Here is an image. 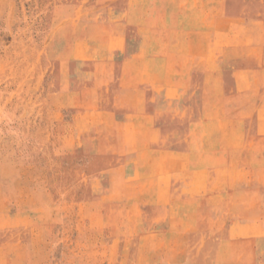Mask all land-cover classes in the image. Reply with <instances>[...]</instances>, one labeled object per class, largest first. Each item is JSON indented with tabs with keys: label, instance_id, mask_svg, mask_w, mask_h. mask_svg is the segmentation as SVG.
I'll return each instance as SVG.
<instances>
[{
	"label": "rangeland",
	"instance_id": "1",
	"mask_svg": "<svg viewBox=\"0 0 264 264\" xmlns=\"http://www.w3.org/2000/svg\"><path fill=\"white\" fill-rule=\"evenodd\" d=\"M0 264H264V0H0Z\"/></svg>",
	"mask_w": 264,
	"mask_h": 264
},
{
	"label": "crops",
	"instance_id": "2",
	"mask_svg": "<svg viewBox=\"0 0 264 264\" xmlns=\"http://www.w3.org/2000/svg\"><path fill=\"white\" fill-rule=\"evenodd\" d=\"M150 73L154 74V71H151ZM150 85V91L153 93L155 91L153 88V82ZM141 98H139L138 101L132 103L126 102L123 105L124 110L122 111V116L124 117V119L121 120V122L154 123L155 121H158L159 117H163L167 113L173 112L175 107H187V104L185 102H179L176 104L169 102L165 107L163 106V104H160V102L156 100V98H153V95L150 99ZM184 112H186V110Z\"/></svg>",
	"mask_w": 264,
	"mask_h": 264
}]
</instances>
